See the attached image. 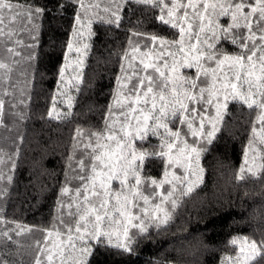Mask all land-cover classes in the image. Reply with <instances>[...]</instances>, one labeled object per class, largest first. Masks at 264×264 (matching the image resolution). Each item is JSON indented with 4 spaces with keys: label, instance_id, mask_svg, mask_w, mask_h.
<instances>
[{
    "label": "snow or ice",
    "instance_id": "obj_1",
    "mask_svg": "<svg viewBox=\"0 0 264 264\" xmlns=\"http://www.w3.org/2000/svg\"><path fill=\"white\" fill-rule=\"evenodd\" d=\"M66 6L75 16L61 45L47 118L69 120L78 98L94 87L95 100L88 97L79 113L83 123L73 128L56 216L49 228L36 229L42 237L29 245L31 264H93L112 249L136 255L203 182L202 159L244 108L251 120L236 179L264 184V0H59L60 9ZM136 11L151 13L146 19L156 30H140L139 19L127 30L102 102L105 85L85 80L93 42L101 38L99 26L119 29ZM46 12L37 0H0V41L30 49L26 60L36 61ZM22 33L33 42L25 44ZM12 70L0 60V79L10 80ZM4 111L0 99V126ZM4 164L0 155V182L11 183ZM15 168L13 161L9 173ZM8 223L0 216V225ZM13 231L34 230L17 223ZM257 231L232 236L231 253L219 264H264V230ZM0 236L18 243L6 228ZM0 264H9L2 254Z\"/></svg>",
    "mask_w": 264,
    "mask_h": 264
},
{
    "label": "trees",
    "instance_id": "obj_2",
    "mask_svg": "<svg viewBox=\"0 0 264 264\" xmlns=\"http://www.w3.org/2000/svg\"><path fill=\"white\" fill-rule=\"evenodd\" d=\"M37 2L47 5V12L39 22L38 59L29 62L26 57L30 49L0 41V60L13 69L10 80L0 79V99L5 101L0 155L5 160L4 174L13 176L11 183L0 182V187L7 188V194L0 195V216L11 222L0 225V231L6 228L13 241L18 242L0 236V254L9 264H31L33 252L29 245L42 237L36 229L49 228L54 222L64 157L72 131L77 124L83 123L79 113L89 96L95 100L96 92L94 87L91 93L85 91L78 98L79 103L73 109L76 115L69 120L47 118L55 86V69L62 59L61 45L70 38L75 8L60 9L59 0ZM150 15L141 11L129 14L119 29L99 26L101 38L93 42L86 61L85 80L105 85L102 102L117 65V53L126 45L127 30L133 29L139 19L144 21L140 30L155 31L146 19ZM96 27L94 25V29ZM19 38L25 44L33 42L26 33ZM6 47H15L22 55L13 57ZM17 113H22L23 118ZM250 120L244 108L228 121L227 131L215 150L201 161L205 169L203 182L181 200L167 226H162L158 232L152 230V240L141 244L136 255L121 256L115 249L102 250V254L93 258V264H219L226 252L231 253L227 241L232 236H258L257 230H264V184L252 179H236ZM13 161L16 168L9 173ZM17 223L34 231L17 236L13 231Z\"/></svg>",
    "mask_w": 264,
    "mask_h": 264
},
{
    "label": "rangeland",
    "instance_id": "obj_3",
    "mask_svg": "<svg viewBox=\"0 0 264 264\" xmlns=\"http://www.w3.org/2000/svg\"><path fill=\"white\" fill-rule=\"evenodd\" d=\"M242 162H243V156H242ZM242 162H241V164H242ZM241 235H244V234H241Z\"/></svg>",
    "mask_w": 264,
    "mask_h": 264
}]
</instances>
